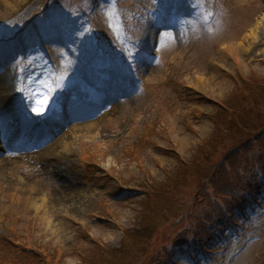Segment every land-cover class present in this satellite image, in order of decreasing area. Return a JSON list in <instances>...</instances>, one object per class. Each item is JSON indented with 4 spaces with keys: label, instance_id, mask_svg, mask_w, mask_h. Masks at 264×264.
I'll use <instances>...</instances> for the list:
<instances>
[{
    "label": "rangeland",
    "instance_id": "1",
    "mask_svg": "<svg viewBox=\"0 0 264 264\" xmlns=\"http://www.w3.org/2000/svg\"><path fill=\"white\" fill-rule=\"evenodd\" d=\"M77 3L0 0V264L159 258L217 216L208 184L195 198L180 175L212 139L213 104L264 100V0H116L114 16ZM228 160L213 185L233 194ZM228 220L200 230L217 243L189 264H264V194Z\"/></svg>",
    "mask_w": 264,
    "mask_h": 264
},
{
    "label": "trees",
    "instance_id": "2",
    "mask_svg": "<svg viewBox=\"0 0 264 264\" xmlns=\"http://www.w3.org/2000/svg\"><path fill=\"white\" fill-rule=\"evenodd\" d=\"M263 81L264 79L260 78L257 81L259 87H255L262 91V93H258L262 96H264ZM233 86L238 91L243 90V88L246 90V87L240 84L234 83ZM238 97L239 93L231 100H224L221 104H213L212 110L209 113H211L210 117L216 127L212 130L210 136L212 139L203 140L207 144V149L199 151L189 163L181 164L182 174L180 175L183 176V180L181 181L184 187L190 186V189L188 188L189 193L194 189L195 198H203L204 200L207 198L206 194L202 191L205 188L202 185L203 181L208 184L209 194L211 195L210 200L214 202V204L210 202L212 204L211 209L216 208V218L213 222H210L207 219L208 217H198L200 220L202 219L204 226L200 224V221H197L199 225L184 228L181 231L183 232L182 235H184L176 237L169 248L162 249L163 252L158 256L159 258L152 257L146 261L143 260V264H175L172 261L178 263L177 259H184L186 249H196L200 247L199 244L201 246H204V243L208 244L204 238L208 237L206 235L209 234L207 231H212V227L206 224L212 226L217 225V223L225 224L228 216L230 214L233 215V209L247 207L252 202L254 196L257 197L259 195V189L263 186V183L259 179L258 174H264V110H261V107L264 108V100L259 99L257 101V109L252 107L247 109ZM213 135L214 138L212 137ZM247 152H251L254 155L250 158L246 155ZM241 155H244V157L242 158ZM233 156H237L236 163L238 166L234 171H230V175L234 178V192L230 190L233 192L232 194L231 192L216 190L213 180L222 163L226 167H229L228 159ZM237 174L238 176L236 177L235 175ZM195 188H199V190ZM217 196L228 197V200L231 198L229 200L231 203H225V201H220V199L215 200ZM233 197L235 202L232 200ZM188 212H191V210ZM228 222L230 223L231 220L229 219ZM217 226V229H222L220 225ZM200 230L206 234L202 235L203 232ZM187 240L190 241L187 242ZM27 251L34 252L30 249ZM84 255L85 257H90L91 253L90 251H85ZM135 255L137 256V254ZM98 258L101 261L105 260V256L103 257L102 254ZM101 261L98 264H101Z\"/></svg>",
    "mask_w": 264,
    "mask_h": 264
},
{
    "label": "snow or ice",
    "instance_id": "3",
    "mask_svg": "<svg viewBox=\"0 0 264 264\" xmlns=\"http://www.w3.org/2000/svg\"><path fill=\"white\" fill-rule=\"evenodd\" d=\"M106 2L109 3V4L111 5V7H112V10H110L109 15H110V16L117 15V12L115 11V8H116V0H106ZM153 2H155V0H153ZM190 7L193 9V12H195V10H196V8H197L198 6H197V4L192 3V4H190ZM178 22H179V23H185L184 20H179ZM117 27H120V25H118ZM127 55H128L129 57H131V56H132V53L129 52ZM46 103H47V99H46V98H45V99H42V100H40V101H38V102H37V106L34 107V108H32V111H33L34 113L39 114L40 112H42V111L44 110V109H43V105L46 104Z\"/></svg>",
    "mask_w": 264,
    "mask_h": 264
},
{
    "label": "bare ground",
    "instance_id": "4",
    "mask_svg": "<svg viewBox=\"0 0 264 264\" xmlns=\"http://www.w3.org/2000/svg\"><path fill=\"white\" fill-rule=\"evenodd\" d=\"M7 95H8V93H7ZM8 97H9V96H8ZM10 97H11V96H10ZM8 99H10V98H8ZM17 119H18V121L20 122V120H19L18 117H17ZM23 123H24V121L21 120V124H23ZM21 127H22V126H21ZM21 127H20V128H21ZM5 131H9V128L5 129ZM19 131H20V130L18 129V130L15 131V133L18 134ZM21 131H22V130H21ZM9 133H10V132H9ZM1 168H4V166L0 165V169H1ZM61 197L63 198V199L61 200L62 202H65V201L68 200V198H69V196H67V197H68L67 199L65 198V196H61ZM77 197H79V196H77Z\"/></svg>",
    "mask_w": 264,
    "mask_h": 264
}]
</instances>
